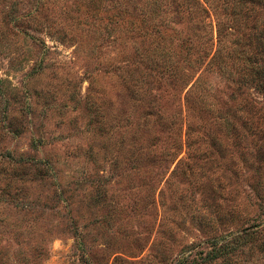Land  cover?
Here are the masks:
<instances>
[{"label":"rangeland","instance_id":"374dc122","mask_svg":"<svg viewBox=\"0 0 264 264\" xmlns=\"http://www.w3.org/2000/svg\"><path fill=\"white\" fill-rule=\"evenodd\" d=\"M146 1L0 0V264H264V6Z\"/></svg>","mask_w":264,"mask_h":264},{"label":"trees","instance_id":"16d2710c","mask_svg":"<svg viewBox=\"0 0 264 264\" xmlns=\"http://www.w3.org/2000/svg\"><path fill=\"white\" fill-rule=\"evenodd\" d=\"M165 1L166 0H149V1L147 0L146 3H145L146 4L145 7L146 8L148 7L149 12L151 10V7H152V10L161 9L163 7V5H164L163 2H165ZM202 1H203L204 4L207 3V0H202ZM222 1L224 3H222L220 5V8L222 9V11L225 14L229 15V17L231 18L232 24L234 23L233 24L234 27L238 26L239 20L242 21V18H243V15H244V13L241 15L239 6L243 5L244 9L245 8L247 9V6H246L247 4L246 3L255 4V2H259V1H260L259 5L264 6V0H222ZM193 2H195L197 5H200L199 0H193ZM218 2L219 1L217 0V4H218ZM171 3L174 4L173 12H175L177 14L181 13L182 11L186 12V13L189 12L188 7L186 6V4H188V0H172ZM217 4L215 5V7L214 6H210V7H212L214 10L215 9L217 10V6H218ZM204 11H206V10H204ZM190 14H191V12H190ZM142 15L146 19L145 14H142ZM263 17H264V14H263ZM145 19H143V21H144V24H142L143 28H145L146 25H150V24L146 23ZM260 26H261L260 30H258V26L257 25H255V27H253L254 28L253 36H254V38L256 37V39H255L256 41L261 43V46H264V19L260 20ZM221 28H223V27L218 22L217 26H216V40H215V42H216V44H215L216 50H215V52H214V54L211 57L209 62L212 63V64H216V63H213V62L219 61L218 58L220 56L221 60L218 63V65H222L221 62H223L222 61L223 59H227L228 61H232L231 59H233V58L234 59H238L241 55L244 56V53H245L244 57H247V52L246 51H247V49L249 47V44H248V47H247L245 45H242L239 42V40L236 39V40H231V44L232 45L228 46L227 45V41H229V39H227V36L230 38V35H232V32H230V30H224V28L223 29H221ZM231 28L232 27L230 26L229 29H231ZM147 30L148 29H144L145 35L149 34L148 35L149 37L153 36V40H155V37L160 39V31H159V29H157L155 31H151L150 33H148ZM222 44H223V47L221 48ZM156 45H155V47H156ZM228 47H230V49ZM235 49H236V51H235ZM223 50L225 51L226 55H224V54L221 55ZM236 54H238V55H236ZM167 62L172 64L171 61L170 62L167 61ZM253 63H255V62H252V64ZM220 68H222V66H220ZM253 72L255 73L256 76L261 75V77H259V80H261V79L264 80V75H263L264 71L262 73L255 72L254 71V66H253L252 70H251V74ZM136 82H138V81L136 80ZM3 84H4V80L0 77V99L3 101V103H7V97H6V93L4 92ZM4 117H6V116H4ZM222 247H224V246H221L219 248H214L211 253L207 254V257L205 259L208 258V255H211L210 259L214 260L217 257V254L219 253V250H223Z\"/></svg>","mask_w":264,"mask_h":264}]
</instances>
